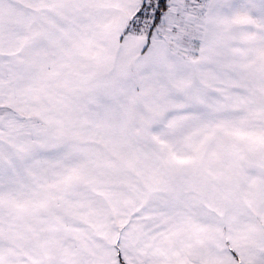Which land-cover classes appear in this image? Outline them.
Instances as JSON below:
<instances>
[{"label":"snow or ice","instance_id":"6c2138e0","mask_svg":"<svg viewBox=\"0 0 264 264\" xmlns=\"http://www.w3.org/2000/svg\"><path fill=\"white\" fill-rule=\"evenodd\" d=\"M0 264H264V0H0Z\"/></svg>","mask_w":264,"mask_h":264}]
</instances>
